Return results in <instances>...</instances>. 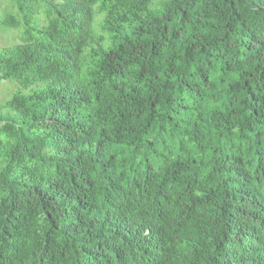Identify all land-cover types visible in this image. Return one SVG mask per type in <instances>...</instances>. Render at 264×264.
<instances>
[{
	"label": "trees",
	"instance_id": "16d2710c",
	"mask_svg": "<svg viewBox=\"0 0 264 264\" xmlns=\"http://www.w3.org/2000/svg\"><path fill=\"white\" fill-rule=\"evenodd\" d=\"M0 264H264V0H1Z\"/></svg>",
	"mask_w": 264,
	"mask_h": 264
},
{
	"label": "rangeland",
	"instance_id": "374dc122",
	"mask_svg": "<svg viewBox=\"0 0 264 264\" xmlns=\"http://www.w3.org/2000/svg\"><path fill=\"white\" fill-rule=\"evenodd\" d=\"M7 7L5 1L0 0V19L3 17V11ZM17 35L13 31H9L4 29L3 31L0 29V47L12 45L17 43ZM3 86H0V91L3 92Z\"/></svg>",
	"mask_w": 264,
	"mask_h": 264
}]
</instances>
